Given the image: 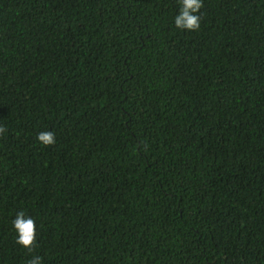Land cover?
Wrapping results in <instances>:
<instances>
[{
	"label": "trees",
	"instance_id": "obj_1",
	"mask_svg": "<svg viewBox=\"0 0 264 264\" xmlns=\"http://www.w3.org/2000/svg\"><path fill=\"white\" fill-rule=\"evenodd\" d=\"M179 7L0 0V264H264V0Z\"/></svg>",
	"mask_w": 264,
	"mask_h": 264
},
{
	"label": "clouds",
	"instance_id": "obj_2",
	"mask_svg": "<svg viewBox=\"0 0 264 264\" xmlns=\"http://www.w3.org/2000/svg\"><path fill=\"white\" fill-rule=\"evenodd\" d=\"M179 10L174 17V25L181 31L194 32L199 30L201 25V9L203 0H179ZM3 128L0 127V132ZM37 140L44 146L56 143V137L52 131H41L37 135ZM12 225L16 233L15 242L22 248L32 251L37 243V226L31 216L26 215L24 211L15 214ZM28 264H42V258L34 255L28 261Z\"/></svg>",
	"mask_w": 264,
	"mask_h": 264
}]
</instances>
